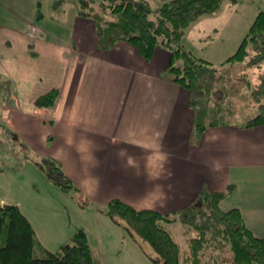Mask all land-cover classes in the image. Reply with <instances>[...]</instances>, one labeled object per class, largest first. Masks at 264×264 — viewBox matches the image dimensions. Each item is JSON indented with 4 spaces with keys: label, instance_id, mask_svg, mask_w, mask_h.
<instances>
[{
    "label": "crops",
    "instance_id": "1",
    "mask_svg": "<svg viewBox=\"0 0 264 264\" xmlns=\"http://www.w3.org/2000/svg\"><path fill=\"white\" fill-rule=\"evenodd\" d=\"M81 1L0 0V113L7 117L0 173L29 164L47 187L39 164L55 161L111 234L122 226L97 211L110 201L173 213L202 190L231 187L223 202L238 181L264 180V125L196 132L189 92L167 73L169 51L158 47L145 60L124 41L99 48L93 21L80 16ZM52 89L53 106L38 108L36 98ZM230 206L243 216L241 206Z\"/></svg>",
    "mask_w": 264,
    "mask_h": 264
},
{
    "label": "trees",
    "instance_id": "2",
    "mask_svg": "<svg viewBox=\"0 0 264 264\" xmlns=\"http://www.w3.org/2000/svg\"><path fill=\"white\" fill-rule=\"evenodd\" d=\"M95 9L81 1L80 16L93 21L98 46L110 49L124 41L134 46L139 55L148 60L153 51L162 47L169 51L167 73L171 80L189 92V106L194 112V129L202 133L209 127L226 125L221 121L206 123L208 102L213 94L215 68L198 58L182 45L185 30L199 18L217 13L224 0H170L155 10L156 20L145 0H101ZM249 56L253 66L264 62V11H260L228 62L242 61ZM180 61V65L176 63ZM255 89L257 102L264 97V70ZM57 90L40 95L35 100L38 108L52 107ZM258 105V104H257ZM215 122V123H214ZM264 125V104L258 113L244 123L250 128ZM4 127V126H3ZM5 132L7 126L4 127ZM39 166L49 181L63 192L76 188L66 178L60 166L44 159ZM202 190L193 203L173 213L136 210L113 200L97 211L149 244L154 264H264V236H257L247 227L237 208L223 209L221 202L230 192ZM180 222L190 227L194 235L187 240V252L180 256L178 244L164 227ZM227 250V251H226ZM226 252L230 253L226 256ZM0 264H100L92 255L85 234L77 232L70 244L52 252L45 249L17 205L0 203Z\"/></svg>",
    "mask_w": 264,
    "mask_h": 264
},
{
    "label": "rangeland",
    "instance_id": "3",
    "mask_svg": "<svg viewBox=\"0 0 264 264\" xmlns=\"http://www.w3.org/2000/svg\"><path fill=\"white\" fill-rule=\"evenodd\" d=\"M83 2L91 3L95 9L102 5L101 0ZM163 3L151 0V20H156L155 10ZM41 8L44 13L50 12L49 6ZM260 11H264V0H224L217 13L201 17L184 32L181 41L184 48L215 68L214 91L207 105L206 123L213 117L215 122L244 124L258 113V106L264 104V97L257 102L259 96L254 93L260 83L264 62L260 67L253 66L249 56L242 61H227ZM177 64L180 65V61ZM27 166L15 174L12 171L0 173V197L18 202V208L33 223L32 228L41 243L50 249L47 250L55 252L63 244H70L74 235L81 231L100 264H154L152 259L156 255L149 244L139 239L144 244L137 243L140 248L134 241L135 235L130 237L123 229H115L116 233L111 234L108 228L96 222L95 213L89 210V204L80 192H63L51 182L45 187L42 184L44 175L34 172L29 164ZM257 173L260 174V170ZM263 182L260 178L251 184L238 181L234 197L221 203L223 209H229L231 203L241 206L248 227L260 237L264 236ZM164 227L178 244L182 257L187 252V240L194 232L180 222L167 223ZM229 254L226 252V256Z\"/></svg>",
    "mask_w": 264,
    "mask_h": 264
},
{
    "label": "built area",
    "instance_id": "4",
    "mask_svg": "<svg viewBox=\"0 0 264 264\" xmlns=\"http://www.w3.org/2000/svg\"><path fill=\"white\" fill-rule=\"evenodd\" d=\"M6 124H7V117L4 114L0 113V137L5 132L4 127L6 126Z\"/></svg>",
    "mask_w": 264,
    "mask_h": 264
},
{
    "label": "bare ground",
    "instance_id": "5",
    "mask_svg": "<svg viewBox=\"0 0 264 264\" xmlns=\"http://www.w3.org/2000/svg\"><path fill=\"white\" fill-rule=\"evenodd\" d=\"M65 176H66V175H65ZM66 178H68V180L70 181V183H72L71 180L69 179V177L66 176ZM87 243H88V242H87ZM90 251H91V250H90ZM91 253H92V251H91ZM92 255H93V253H92ZM93 256H94V255H93Z\"/></svg>",
    "mask_w": 264,
    "mask_h": 264
}]
</instances>
